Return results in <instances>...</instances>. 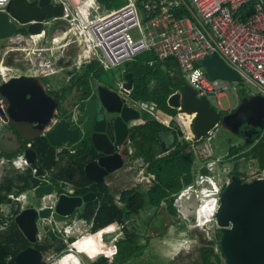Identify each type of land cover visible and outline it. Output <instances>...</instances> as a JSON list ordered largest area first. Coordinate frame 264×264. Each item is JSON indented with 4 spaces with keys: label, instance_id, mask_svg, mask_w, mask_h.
<instances>
[{
    "label": "built area",
    "instance_id": "built-area-1",
    "mask_svg": "<svg viewBox=\"0 0 264 264\" xmlns=\"http://www.w3.org/2000/svg\"><path fill=\"white\" fill-rule=\"evenodd\" d=\"M9 1L2 0L0 9H4ZM50 2L62 8L61 14L54 19L63 21L66 30L73 33L71 39H66L77 43L76 67L96 61L103 68L111 69L149 50L158 59L173 57L183 79L196 91L197 96H204L208 100L215 98L220 104L219 98L225 95L233 82L222 78L209 79L201 65L204 57L217 54L239 75V82L254 85L264 97V0H127L124 5L102 13L99 0ZM248 9L251 12L247 14ZM132 29L136 31V36L131 34ZM43 37L44 31L16 34L8 38V44L0 49V83L14 75L3 59L4 54L10 51L22 53L24 61L41 71L42 76L56 72V52L61 44L56 45L58 40L52 37V44L44 46V41H41ZM46 52L47 55L44 54ZM117 84L121 86V82ZM128 103L138 110H148L150 107L141 100ZM164 115V125H173L183 131V137L191 142L195 154L193 179L171 194L177 217L188 229L216 228L215 213L220 193L227 183V179L220 176V169L225 171V154L216 155L209 142H201L206 138L208 140L209 136L196 138L193 134L189 135L194 113L178 111L174 115ZM60 117L61 111H56L51 124ZM263 133L264 126L260 136ZM64 148V145L57 146L56 152ZM148 177L150 180L154 178L153 174ZM254 178H264V171ZM79 220L88 225V234L99 230L92 232L91 222L79 218L66 225L64 233H68ZM114 224L121 231V225L112 222L102 227L113 228L106 236L116 231ZM75 241L73 239L68 249L57 258L58 264H68V261L81 264L77 254L94 259L87 253L76 251ZM100 256L106 257L109 263L113 261L106 254L97 257Z\"/></svg>",
    "mask_w": 264,
    "mask_h": 264
},
{
    "label": "water",
    "instance_id": "water-1",
    "mask_svg": "<svg viewBox=\"0 0 264 264\" xmlns=\"http://www.w3.org/2000/svg\"><path fill=\"white\" fill-rule=\"evenodd\" d=\"M49 1L38 0V4L43 6ZM250 12L251 9L246 11L247 14ZM21 24L7 6L0 9V40L10 38ZM201 65L209 79L222 78L237 84V104L221 116L206 97L197 96L191 86L182 84L168 95L167 105L179 112L194 113L191 130L196 138H203L218 125L234 132L228 122H236L244 100L250 98L254 100L252 116L239 122V125L249 126L246 144L250 143L264 126V97L245 92L239 75L217 54L204 57ZM31 67L30 73L22 67L20 74L0 83L4 105L3 108L0 106V119L8 121L19 133L21 143L26 145L23 156L36 166L35 151L30 146L41 135L54 146L86 138L97 155L84 164L85 177L95 183L104 182L108 173L123 166L132 122L140 116L139 110L128 103L132 100L129 97L133 87L132 73H122L121 86H118L117 80L94 84L88 95L80 96V110L76 114L63 115L51 124L56 114L57 99L46 91L41 82V71L29 65L30 70ZM161 144L165 148L164 142ZM235 163L236 160L226 161L225 165L234 167ZM50 188L49 184L47 189L50 191ZM96 194L95 191L82 195L61 192L55 201L54 211L64 217L70 216L76 209L83 212L86 203L93 200ZM50 210L37 211L30 207L15 216L16 224L28 240L34 239L37 215L43 216ZM23 219H27L25 227ZM215 220L218 245L225 264H264V178L243 180L232 174L220 193ZM43 254V251L29 246L13 256L9 264H39Z\"/></svg>",
    "mask_w": 264,
    "mask_h": 264
},
{
    "label": "trees",
    "instance_id": "trees-1",
    "mask_svg": "<svg viewBox=\"0 0 264 264\" xmlns=\"http://www.w3.org/2000/svg\"><path fill=\"white\" fill-rule=\"evenodd\" d=\"M99 2L106 3L108 7H111L109 4H113L115 1L99 0ZM31 5L26 0H11L6 5L11 13L22 22H28L32 17L37 20V22L32 23L34 28L32 27L33 29L30 31L29 29L22 30L26 33L31 32V30L32 32L41 31L45 28V24L41 22L48 21L61 13V7L54 3L38 6L33 2V6ZM122 65V73L127 71L132 73L133 87L129 93L132 100L151 101L158 111L170 115L178 112L177 109L169 107L166 103L168 95L180 87V83L174 82L170 74L171 71L179 73L177 62L173 57L158 59L153 52L145 50L124 61ZM163 65L165 69H162ZM102 70L104 69L98 62L91 61L70 76L68 85L58 91L50 90L48 93L56 97L58 107L61 109L59 102L65 98L67 93L74 90L82 91L83 96L88 95L96 80L101 78ZM115 80L113 79V81ZM165 132H171L172 144L167 152L162 154L158 136ZM180 134L182 132L176 133L151 116H148L144 123L136 124L130 128L129 138L133 148L131 159L142 158L147 163L146 172L155 175V180L146 190L141 189L139 185L132 189L119 190L105 184L95 183L85 177L84 164L96 154L86 138L78 141L75 153H70L65 148L59 154L58 159L56 158L57 146L51 145L43 135L35 138L31 148L35 151L36 164L47 174L51 182L58 184L60 180L62 186L68 182L71 184L73 192L80 195L90 190H99L97 198L87 202L83 212H78L79 218L91 222L90 230L93 232L114 221L125 225L133 215H137L145 207H159L164 204L167 213L176 216L171 194L177 192L183 184L193 179L192 167L195 160V154L190 143L184 139L180 140ZM247 146L249 148L244 150ZM225 149L227 153L225 159L228 161L240 157H244L245 160L251 158L255 160L260 171L264 168V133L261 136L260 134L256 135L250 143L244 145L231 146L230 142H227ZM238 152L239 154H236ZM234 170L236 175H243V173L237 172V166ZM203 171L205 172V170ZM34 184V181L31 180L30 185L33 186ZM62 186L57 187L58 191L67 192ZM116 194H120L122 204L116 203ZM132 225V229L124 226L123 231L126 239H123V236L117 240L115 250L108 255L113 258L111 263L102 256L92 264H122L130 256L131 248L134 249L133 256L135 258L139 256L143 245L139 244L138 233L135 232L136 225ZM51 237L53 243L47 242L42 245V249L48 250L54 247L56 250H61L64 247L62 239L56 237L55 234H52ZM32 244L15 223L1 229L0 264H9V258ZM182 257L183 255L180 254L173 257L169 264H176ZM222 258L218 245V232H216V238L210 239L200 246L198 258L186 264H224ZM143 260L146 264H160L152 258Z\"/></svg>",
    "mask_w": 264,
    "mask_h": 264
},
{
    "label": "rangeland",
    "instance_id": "rangeland-1",
    "mask_svg": "<svg viewBox=\"0 0 264 264\" xmlns=\"http://www.w3.org/2000/svg\"><path fill=\"white\" fill-rule=\"evenodd\" d=\"M115 2L113 4H109L111 5V7H108L106 5V3H102L99 2L100 4V13H102L104 10H111L117 7H120L122 5H124L127 0H114ZM56 22V21H55ZM54 22V23H55ZM49 28H53L54 25L51 24L50 26H48ZM48 30V33L50 32V30ZM131 34L133 36H136V31L135 30H131L130 31ZM50 34V33H49ZM50 35H48L47 37V42L43 43L42 45H46V46H50L51 40L49 38ZM62 37L58 40L56 45L61 44L62 41ZM2 41V40H1ZM9 40L8 39H4L2 42H0V49H1V45L2 47H5L8 44ZM54 44V43H53ZM59 52V50L57 51ZM56 52V53H57ZM15 56H17L18 58H23L22 53L16 52L14 53ZM45 55L48 54V52L44 53ZM75 60V57L72 60ZM71 64V63H69ZM123 65L122 63L119 64L117 67L121 68ZM104 69V68H103ZM114 69H104L102 70L101 73V82L105 83H112L113 79H115L116 77V72L113 71ZM28 71V70H26ZM32 71V67L31 70L29 69V72ZM67 71V65H64V67L62 68V70H58L57 72L51 73L45 77H42V82L46 85H50L48 87V91L51 90V88L53 89V91H58L59 89H61L62 87L68 85L70 83V81L68 82V76L66 78V72ZM18 72H22L21 70L17 71V70H12V74H18ZM185 82V81H183ZM242 87L244 89L245 92H249V93H253V94H259L260 95V91L257 87H255L254 85L250 84V83H241ZM236 87L237 84L236 83H232L230 89L225 93V95L221 96L219 98L220 100V104H217L216 99L215 98H209L210 104L211 106H213L214 108H216L218 111L223 110V109H228L233 107L236 104V100H237V96H236ZM74 91V90H73ZM73 92L67 93L66 96V100H70V101H76V96H72ZM60 106L61 109H63V105ZM148 110L146 109H140V116L142 117H148ZM1 130V128H0ZM190 134H193L192 130L189 131ZM209 138L211 137V140H207L204 139L201 142H208L210 141L212 143V145L215 147V150L217 152V154H222V153H226V144L227 142L229 143H237V139L235 138L234 135H232L229 131H226L225 129H223L220 125L216 126L214 129H212V131L208 134ZM163 139L165 140V142L168 144L170 143V136L169 135H164ZM191 143V142H190ZM68 145V144H67ZM70 148V146H67ZM249 147L247 146L244 150H247ZM240 163V169L241 171H243L244 173V177L246 180H250L252 178H254L255 176L260 174V170L257 167V164L255 162V160L248 158V159H244V157H242L239 160ZM222 168V166L220 167ZM229 171L228 168H225V171L223 172L220 169V176L222 178H226V174ZM261 171H264V168L261 169ZM147 173L144 172V164L142 163V161L140 160V158L133 160V161H128V164L126 166L125 169H120L117 170L115 172V177L112 179L111 183V187H116L117 189L123 188V187H131L134 185H139L141 186V189L146 190L148 189L149 185L147 183H145L146 181L149 180L148 175L146 176H142L145 175ZM113 183H115V186L113 185ZM140 183V184H138ZM67 189L71 188V186L66 185ZM55 199L54 193H46L44 195V197L42 198V202L49 206V205H53V201ZM39 205V204H37ZM164 211V206L160 205L157 210L155 207H145L142 211H140L139 214L137 215H133L130 220H128L125 223V226L128 229H132L133 225H136L135 228V232L138 233V237H139V244L143 245V249L140 251L139 256H137L135 258V256H133L134 253V249L131 248V252H130V256L122 263V264H146L145 261L143 259L146 258H152L158 262H160V264H169L170 260L173 259V257L177 256V255H183L182 259H179V261H177L176 264H186L189 261H195L198 258V253H199V248L203 243H207L208 240L210 239H214L216 238V228L214 227L213 229L210 230H199V229H188L186 227V224L184 222H182L180 219L175 218L174 221H170L167 224V227L165 229V231L161 232L160 230L163 228V225H157L158 223L156 221H154L156 219V216L154 215H161L163 214ZM164 216H161V220L159 218L158 222L161 221H167L165 218H163ZM78 216H73L72 219L67 220V224L63 223V220L58 219L55 216H50L47 218H44L42 220H40V229L38 231V235H40L41 237H43L47 231V227H49L50 224H52V226L54 228L58 227L61 228V225H69L72 223V221H76L78 220ZM84 222L79 220L77 225L78 227H74V233L72 232H68V233H64V231H62L61 237H62V242L64 244L70 243L72 242V240L74 239L73 235H80V234H84L88 231V225L87 224H83ZM87 226V227H86ZM117 226L114 224V228H116ZM79 228V229H77ZM78 230V231H76ZM76 231V232H75ZM134 231V230H133ZM73 234V235H72ZM121 236H123L121 234ZM106 238L108 240H112L114 238H119V231L116 228V231L111 234L110 236H106ZM68 239V240H66ZM123 239H126V237L124 236ZM196 239H198V243L195 244ZM182 240H188L190 243L187 247H185L184 249H187L185 251L181 250L179 253H174L173 249L169 246V244H166L165 241H169L171 243H175L177 241H182ZM82 244H83V248L86 250H91L93 249L92 245H94L96 247V249L98 251L94 252L95 255L99 256L102 253H111L112 252V245L109 247H102L100 246V244L98 243V239L97 237H93V238H89L86 237L83 240H81ZM117 242V241H116ZM194 245V247H193ZM217 246V245H215ZM86 250V251H87ZM86 253L85 251H81ZM48 257L53 256L54 258H58L60 256V252L55 251L53 248H50L48 250ZM84 254H82L83 256ZM222 260H224L222 258ZM224 262V261H223ZM57 263V262H55Z\"/></svg>",
    "mask_w": 264,
    "mask_h": 264
},
{
    "label": "flooded vegetation",
    "instance_id": "flooded-vegetation-1",
    "mask_svg": "<svg viewBox=\"0 0 264 264\" xmlns=\"http://www.w3.org/2000/svg\"><path fill=\"white\" fill-rule=\"evenodd\" d=\"M2 41L0 40V42H2ZM1 48H2V45H1ZM14 53L15 52H13V51L6 53L4 61H5V64L7 66H9L11 68L13 66V68H16L14 63L17 60L20 63H23V64L26 63L23 58L22 59L20 58V60H19L18 57H16ZM17 65L19 66L20 64L17 63ZM67 65H68L67 71H70L69 75H72L73 73L79 71V69H80V67H76L74 64H72V65L67 64ZM67 79L69 82L70 77L68 76ZM41 82H42V77H41ZM44 85L46 87V91L48 92V87L46 86V84H44ZM72 92H73L72 96H74V95L76 96V99H77L76 101L66 100V96H67V94H66L65 98L61 101V105L64 106L63 107L64 110L59 109V107L57 105V108L55 111H61L62 116L63 115L67 116V115H71V114H76L80 110V96L82 95V93H81L82 91H72ZM237 102L238 101L236 100V104H237ZM57 104H58V102H57ZM253 104H254V100H252L250 98L245 99L243 102L242 108L240 109V111L238 112V114L236 116L237 117L236 122H232V123L228 122V124L231 125L232 128L234 129V132H230V131L229 132L232 135H234L238 141L237 143H230L231 146H233V145L236 146L238 144L244 145L247 143L249 138L246 136V130L249 128V126L246 124L239 125V122H241L242 120L249 119V116H252ZM0 106L3 108L4 107L3 103ZM59 106H60V104H59ZM228 109H230V108H228ZM228 109L220 110L219 111L220 115L223 116L224 113ZM0 128H1V130H0V216H1L0 217V230L6 228L9 225H12L13 223L16 224L15 216L18 213H20L22 210H25V209L30 208V207L35 208L37 211H39L40 209L50 208L51 209L50 212L46 211L43 216L37 215V217H36V233H35L33 241H30L27 238L26 239L29 242L33 243L32 245H29V246L34 247V248L38 249L39 251L44 252V254L42 256V260L39 264H58V261L56 258H54L53 256L48 257L47 253H48L49 249L48 250L42 249V245L46 244L47 242L53 243V239L51 237L52 234H55L56 237H59L62 239L60 234H62V231L64 230L66 225H61V228H58V227L54 228L52 226V224H50L49 227H47V231H46L45 235L43 237H41L40 235H38V231L40 229V222H41L40 220L47 218V217H50V216H55L58 219L63 220L64 224H67V220L72 219V217L75 215L78 216V212H80V211L78 209H76L73 214H71L70 216H67V217L61 216L54 211L55 201L58 197V194L61 193L58 191L57 187L58 186L61 187L62 182L60 180L58 181V184L51 182V180L47 177V174L37 164L34 167L30 162H28L27 158L25 156H23V151L26 148V145L21 143L19 133L15 130V128L8 121L6 122V121H3L2 119H0ZM226 131H228V130H226ZM78 141L73 142L69 145L66 144L64 146H65V148H67L69 150L70 153H75L77 151L76 145L78 144ZM129 143H130V138L128 137V142L126 145V147L128 149V153L123 156V166L117 170L125 169L127 164H128V161L129 160L133 161V159H131L132 150L129 148ZM67 146H70V148ZM61 152H59V153L56 152V154H57L56 158L57 159L59 158V154ZM236 154H239V152ZM96 155H97V153L95 154V156L93 158H95ZM18 156H21V159H18ZM240 159H241V157L239 159H232V160H236L234 167H226L225 162L228 160H225L223 162V166L225 168L229 169V171L226 174L227 182H228L230 176L232 174H235L234 173L235 166H237V172L243 173V171H241V169H240V163H239ZM140 160L144 164V172L147 173V174L142 175V176L153 174V173L146 172L147 163L144 162L142 160V158H140ZM231 161H228V162H231ZM237 161H238V163H237ZM15 162L17 164H15ZM35 162H36V159H35ZM37 169H39V170H37ZM117 170L108 173L105 176L104 182H102L100 184H105V185H108L111 187L112 185L110 182L115 177V172ZM153 176H154V178L152 180L149 179L148 181L145 182L149 186L155 180V175L153 174ZM244 176H245L244 173H243V175H240V177L243 180H246ZM31 180L34 181V183H35L33 186L30 185ZM49 184L52 187V188H50L51 189L50 191L47 189ZM138 184H140V183H138ZM66 185L71 186V184L66 182L65 185L62 186L63 189L67 190L66 193L72 194V195H80V194H75L73 192L72 186H71V188L67 189ZM113 185L115 186V183H113ZM136 186H138V185H134V186H131L128 188L123 187V188H120L119 190L132 189V188H135ZM114 188H116V187H114ZM90 191H92V190H90ZM98 191L99 190H95V192H97V194H98ZM46 193H54L55 199L53 201L54 202L53 205L47 206L42 202V198L44 197V195ZM97 194H96L94 199L97 198ZM115 200H116V203L122 204L121 200H120V194L115 195ZM37 204H39V205H37ZM162 205L164 206L163 214L154 215V216H156V219L154 221H156L158 223L157 225H159V226L163 225V228L160 230L161 232L165 231L168 222L174 221L175 218H177V216L169 215L167 213V211L165 210V205L164 204H162ZM155 208L157 210L158 207H155ZM161 216H164L163 218H165L167 221L158 222L159 218H160V220L162 219ZM114 222H116L118 225H121V231H119L120 232L119 238L123 237L124 236L123 230H124L125 225L121 222H118V221H114ZM27 224H28L27 219H23L22 225L25 227ZM16 226L18 227L17 224H16ZM73 229H75V228H73V227L70 228L69 229L70 232L74 233ZM77 229H79V228H77ZM76 231H78V230H76ZM121 234L123 236H121ZM73 236H74V239H76V241L74 243L75 250L79 251V252L85 251L89 256L94 257V259H90L89 257H87L85 255L82 256V254H77V257H78L79 262L81 264H92L101 258V256L97 257V255H95V253L92 252V251L96 252L98 250L95 251L93 249H91V250L86 249L87 250L86 251L83 248V244L81 242V240H83L86 237H89V238L96 237V232L94 234H88V232H86L84 234H80V235H76V236L73 235ZM119 238H117V240ZM66 240H68V239H66ZM116 241H115V244L111 246L112 252L115 250ZM196 243H198V239H196L195 244ZM63 245H64V247L61 248V250H56L54 247H51V248H53L57 252L63 253L68 249L69 243H67V244L63 243ZM29 246H26V247H29ZM193 247H194V245H193ZM102 254L110 255L109 253H102ZM11 258H9V260ZM55 262H57V263H55ZM8 263H9V261H8ZM69 263L71 264L70 261H68V264Z\"/></svg>",
    "mask_w": 264,
    "mask_h": 264
},
{
    "label": "crops",
    "instance_id": "crops-1",
    "mask_svg": "<svg viewBox=\"0 0 264 264\" xmlns=\"http://www.w3.org/2000/svg\"><path fill=\"white\" fill-rule=\"evenodd\" d=\"M26 2H28V3H30V4H32L31 6H33V2H35V4L36 5H38V6H40L39 4H38V0H26ZM49 3H51L50 1H49ZM48 3V4H49ZM47 5V4H46ZM44 6V5H43ZM59 6V5H58ZM61 7V6H60ZM34 9H35V7H34ZM9 12H11L10 10H9ZM61 12H62V8H61ZM12 14V13H11ZM61 14V13H60ZM13 15V14H12ZM14 17H15V15H13ZM55 17H57V16H55ZM55 17H53V18H51L50 20H48V21H43V22H41V23H43V24H45V28L44 29H42L41 31H44V37L41 39V41H43L44 40V42H47V37H48V35H50L49 36V38H50V40H51V38L52 37H56L57 38V40H59L61 37L63 38L62 39V41H61V46H60V49H59V52H57V56H58V62H57V70H56V72L58 71V70H62V68L64 67V65H67V64H69V63H71V65L72 64H74V62H75V60L73 61V63H72V60H73V58L75 57V59H76V54H77V51H78V46H77V43H75V42H71L70 41V39L73 37V33L72 32H70L69 30H66V25H65V23L63 22V21H61V20H59V19H54ZM16 18V17H15ZM18 21H20L22 24H21V27L16 31V33H14L12 36H15L16 34H22V35H28V34H35V33H39V32H41V31H39V32H32V30H31V32H23L22 30H28L29 29V31H30V29H33L34 27L32 26V23H35V22H37V20L35 19V18H33L32 17V19L30 20V21H28V22H22L21 20H19L18 18H16ZM56 21V22H55ZM55 22V23H54ZM51 24H53L54 25V27L51 29V28H49L48 26H50ZM33 27V28H32ZM49 29H51L50 30V34L48 33V30ZM63 31H65L64 33H62ZM56 34V35H55ZM11 36V37H12ZM66 38H70L69 40L68 39H66ZM16 53V52H15ZM5 55L6 54H4V56H3V59L5 58ZM17 57V56H16ZM19 60H20V58H18ZM4 63H5V61H4ZM17 63L18 64H20L19 66L17 65ZM152 64H153V62H152ZM14 65L16 66V68H13V66H12V70L14 71V70H17V71H19L22 67H24V70H28L29 69V64H27V63H25V64H23V63H20L18 60L17 61H15V63H14ZM84 65H86V64H83L81 67H80V69L84 66ZM68 66V65H67ZM105 69V68H104ZM111 69H114L113 71L114 72H116V80H117V82H121L122 83V70H121V68H118V67H114V68H111ZM162 69H165V66L163 65L162 66ZM29 71V70H28ZM26 72V73H30V72ZM67 73H66V78H67V76L70 74V72L68 73V71H66ZM21 72H18V74H20ZM18 74H14V75H18ZM170 74H171V76H172V79H173V81L174 82H178V83H180V86L182 85V84H187L186 83V81L183 79V77H182V75H181V72H180V70H179V73H175L174 71H171L170 72ZM41 77H45V76H42L41 75ZM177 77L179 78L178 80H176L177 79ZM183 81H185V82H183ZM99 82H101V79H98V80H96V82H95V84H97V83H99ZM102 83V82H101ZM104 83V82H103ZM106 83V82H105ZM153 83H154V81L152 82V85H153ZM47 87H49L50 85L48 84V85H46ZM51 90H53L52 88H51ZM142 101V100H141ZM145 103H148L149 104V106L150 107H148V114H149V116H151V117H153L155 120H157V121H159L161 124H163L164 125V123H163V120H162V118L165 116L164 115V112H160V111H158L157 110V108H156V106L151 102V101H145ZM151 111H154V112H152L151 113ZM139 112H140V110H139ZM146 118L147 117H142V116H139V118L137 119V120H135V121H133L132 122V125L134 126V125H136V124H142V123H144L145 122V120H146ZM166 126V125H165ZM168 127V126H167ZM170 129L171 130H173V131H175L176 133H179V131L180 132H182V134H180L179 135V139L181 140V139H184V140H186L184 137H183V131H181V130H179L177 127H175V126H173V125H171L170 126ZM164 135H169L170 136V143H166L165 142V140L163 139V136ZM189 135H191L190 133H189ZM207 136H209V135H207ZM204 140V139H203ZM208 140H211V137L208 139ZM187 142H189L190 143V141L189 140H186ZM162 142H164V147L165 148H163V146H162ZM207 142V141H206ZM209 142V144L211 145V147L213 148V150H214V152H215V154L216 155H224L225 154V157H226V154L227 153H222V154H217V152H216V150H215V147L212 145V143L210 142V141H208ZM158 143H160V145H161V147H162V154L163 153H166L167 152V150L170 148V146H171V144H172V134H171V132H165V133H162V134H160L159 136H158ZM190 146H191V144H190ZM129 148L133 151V148H132V146H131V144L129 143ZM136 159H138V158H135V159H133V160H136ZM67 191V190H66ZM162 205V204H161ZM176 216H177V213H176ZM178 218V217H177ZM179 219V218H178ZM82 221V220H81ZM182 221V220H181ZM183 222V221H182ZM77 227V226H76ZM101 229H103V228H101ZM92 247H93V250H97L96 249V247L94 246V245H92ZM185 250H187V249H184L183 251H185Z\"/></svg>",
    "mask_w": 264,
    "mask_h": 264
},
{
    "label": "bare ground",
    "instance_id": "bare-ground-1",
    "mask_svg": "<svg viewBox=\"0 0 264 264\" xmlns=\"http://www.w3.org/2000/svg\"><path fill=\"white\" fill-rule=\"evenodd\" d=\"M56 35V34H55ZM44 41V40H43ZM76 227V226H74ZM73 227V228H74ZM78 227V226H77ZM113 228L112 227H108V228H103V229H99L97 232H96V237L98 239V243L100 244V246L102 247H109L111 245H114L115 244V241L117 240V238H114L112 240H108L106 238V233L109 232L110 230H112ZM119 235H120V232H119ZM71 264H75V262H72Z\"/></svg>",
    "mask_w": 264,
    "mask_h": 264
},
{
    "label": "clouds",
    "instance_id": "clouds-1",
    "mask_svg": "<svg viewBox=\"0 0 264 264\" xmlns=\"http://www.w3.org/2000/svg\"><path fill=\"white\" fill-rule=\"evenodd\" d=\"M165 243L169 244V246L173 249L174 253H179L181 250H184V248L187 247L190 242L188 240H182V241H177L175 243L165 241Z\"/></svg>",
    "mask_w": 264,
    "mask_h": 264
},
{
    "label": "snow or ice",
    "instance_id": "snow-or-ice-1",
    "mask_svg": "<svg viewBox=\"0 0 264 264\" xmlns=\"http://www.w3.org/2000/svg\"><path fill=\"white\" fill-rule=\"evenodd\" d=\"M0 2H2V0H0Z\"/></svg>",
    "mask_w": 264,
    "mask_h": 264
}]
</instances>
